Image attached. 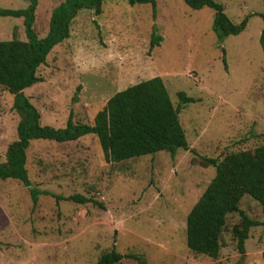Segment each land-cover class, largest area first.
Instances as JSON below:
<instances>
[{
  "label": "rangeland",
  "instance_id": "obj_1",
  "mask_svg": "<svg viewBox=\"0 0 264 264\" xmlns=\"http://www.w3.org/2000/svg\"><path fill=\"white\" fill-rule=\"evenodd\" d=\"M63 0H37L34 31H48L52 10ZM149 5L105 2L101 13L81 11L69 37L48 54L36 76L40 82L23 95L40 115V125L61 129L71 118L90 125L115 93L159 77L174 107L177 94L195 100L180 108L179 124L188 150L158 152L117 164L104 162L96 139L75 142L32 140L26 170L32 188L84 205L38 196L17 181H0V264H95L111 250L140 255L146 264H264V228L250 229L244 254L231 235L238 214L226 217L216 260L186 247L185 219L214 177L200 159L251 151L264 144V0H213L233 24L248 17L237 36L219 43L213 11L188 8L182 0ZM23 0H0V9L20 10ZM161 37L149 50L152 28ZM25 41L22 21L0 17V41ZM221 49L224 53L221 52ZM13 95L0 86V162L16 140L19 116ZM238 207L262 221L259 205L244 195ZM118 264H138L124 259Z\"/></svg>",
  "mask_w": 264,
  "mask_h": 264
},
{
  "label": "trees",
  "instance_id": "obj_2",
  "mask_svg": "<svg viewBox=\"0 0 264 264\" xmlns=\"http://www.w3.org/2000/svg\"><path fill=\"white\" fill-rule=\"evenodd\" d=\"M24 9H0V17L15 18L22 21L25 41L12 38L0 41V86L13 95L12 109L19 116L16 140L5 152V161L0 162V181L13 180L29 190L32 209L38 196L51 195L47 191L32 188L26 170V151L32 140L54 143H70L80 138L93 136L107 164H117L158 152L171 156L177 150H188L184 132L179 124L180 108L195 100L179 92L178 105L174 107L159 77H154L115 93L104 107L96 113L93 123L75 124L69 118L61 129L40 125V115L23 95V91L37 83V69L44 65L50 51L69 37L73 19L81 11L101 13L105 2H126L129 6L149 5L155 17L154 0H63L52 10L48 21V31L38 37L34 31L37 0H23ZM192 10L206 7L213 11L212 30L219 43L228 36H237L246 27L248 17L233 24L225 15L223 7L213 0H182ZM260 18L263 15H252ZM161 37L153 27L149 50L158 47ZM259 45L264 54V28L259 36ZM221 52L224 51L221 49ZM204 166L215 170L202 195L191 208L185 219V241L187 249L195 254L216 260L221 248V235L228 215L238 214L240 222L231 230L236 250L244 254L245 241L250 229L264 228V144L251 151L229 153L221 160L200 159ZM247 195L261 209L262 221H253L239 209L241 198ZM56 204L59 201L78 205L86 203L101 205L83 196L67 198L51 195ZM131 259L138 264H146L140 255H122L111 250L101 255L95 264H118Z\"/></svg>",
  "mask_w": 264,
  "mask_h": 264
}]
</instances>
